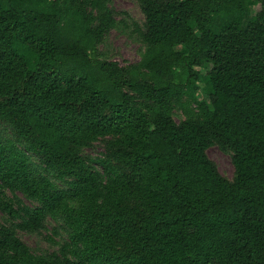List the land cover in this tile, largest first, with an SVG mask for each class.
I'll use <instances>...</instances> for the list:
<instances>
[{
  "label": "trees",
  "instance_id": "1",
  "mask_svg": "<svg viewBox=\"0 0 264 264\" xmlns=\"http://www.w3.org/2000/svg\"><path fill=\"white\" fill-rule=\"evenodd\" d=\"M134 1L121 65L111 0H0V264H264V0ZM47 217L67 239L35 255Z\"/></svg>",
  "mask_w": 264,
  "mask_h": 264
},
{
  "label": "rangeland",
  "instance_id": "2",
  "mask_svg": "<svg viewBox=\"0 0 264 264\" xmlns=\"http://www.w3.org/2000/svg\"><path fill=\"white\" fill-rule=\"evenodd\" d=\"M111 7L116 11L115 17L117 25L111 29L104 38L103 42L97 46V50L105 58L116 60L121 65L138 62L141 59V51L144 50L140 40L139 28L142 29L144 15L137 1L134 0H111ZM258 8V7H257ZM210 67V66H208ZM203 73L206 69L201 70ZM200 85H204L203 80L199 81ZM199 97H205L202 90L197 92ZM178 120V117H174ZM101 141L94 143L92 147L85 148L84 153L92 158L103 156L105 150ZM206 154L211 159L218 171L228 179L233 177L234 167L231 162L229 153L222 151L218 146H211L206 150ZM32 163L38 167L41 173L46 172L44 167L40 165L38 158L32 157ZM52 176V175H51ZM53 181L61 185L52 177ZM8 197H17L26 204H34V202L25 198L20 192H5ZM14 197V198H15ZM6 215L0 211V222H3ZM18 222V219L12 220ZM60 222H55L49 217L44 221L42 228L34 231H19L18 235L28 245L35 255H43L56 250L58 246L50 241H62L67 239L66 232L62 229Z\"/></svg>",
  "mask_w": 264,
  "mask_h": 264
}]
</instances>
